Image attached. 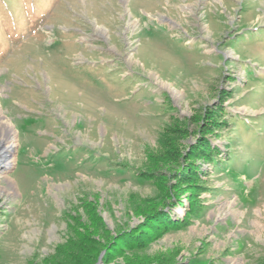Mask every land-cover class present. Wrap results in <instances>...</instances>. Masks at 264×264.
<instances>
[{"label":"rangeland","instance_id":"1","mask_svg":"<svg viewBox=\"0 0 264 264\" xmlns=\"http://www.w3.org/2000/svg\"><path fill=\"white\" fill-rule=\"evenodd\" d=\"M0 113V264H46L85 229L92 264H264V0H0ZM195 194L186 226L107 255Z\"/></svg>","mask_w":264,"mask_h":264},{"label":"trees","instance_id":"2","mask_svg":"<svg viewBox=\"0 0 264 264\" xmlns=\"http://www.w3.org/2000/svg\"><path fill=\"white\" fill-rule=\"evenodd\" d=\"M178 129L176 128H170V130L168 131H175L177 132ZM180 130V129H179ZM167 135V134H166ZM171 136L168 135V141L175 145L176 141L172 139H169ZM165 138H167V136H165ZM200 143H198V148H192V152L195 153V149L198 150L200 149L202 152L208 147L210 146V143L207 144L204 142V140L202 139L201 141H199ZM207 150V149H206ZM208 152L210 153L209 155H204V154H200V156L205 157L204 161H208V162H212L215 163L216 159L214 157V153L215 149H211L209 148ZM191 153V154H193ZM208 154V153H207ZM196 156V155H195ZM177 157L172 155L170 159H168V161H164L161 163H157L159 159H156L154 163L158 164L159 166L165 165V171L168 173L169 170H173V168L177 165ZM189 166V171L188 172V176H184L187 182V180H199L198 175V167L197 165H188ZM215 167L216 169L220 168L219 164H216ZM156 173H159L157 171L154 172H140V177L144 178L146 180H153L155 179ZM163 176V175H162ZM179 176V175H178ZM188 178V179H187ZM188 185V184H187ZM196 187L199 188L200 185H197L196 183L194 184ZM204 187L203 185L200 186V188ZM190 192H193L190 190ZM197 196L196 194L194 196H191L188 200V205L190 206V208L188 209L187 213L185 214L184 218H177V219H172L171 215H170V209L167 208V210H165V208L167 206L170 205V203H164L162 204L157 210H152L151 212H148L144 215V220L141 223L142 225L139 226L137 229H129V231H127L126 233H120L118 234L116 237V239L114 240V245L112 244L111 247L109 245V248L107 250V252H110L107 255H110L112 252H115V250H117V253H122L124 251L125 248H143L147 245L148 242H150L151 240L155 239L156 237H158V235H160L163 232L169 231L171 229H177V228H182L184 226H186L189 221L190 218L193 217V215H197L198 212H200V207L198 205L195 206L196 200H197ZM93 220L95 222L99 221L98 217L95 213H93ZM93 232H90V230L85 229L84 231L82 230L81 233H77L76 235L73 234V238L70 240L69 242H66L65 244L61 245L57 252L58 255L48 259L45 263L46 264H61L60 262V256H66L68 259H70V264H92L94 263V260H96V258H94V253L90 254V250L87 251V247H83L85 245H81V247L79 246L78 248L76 247V245L74 247L71 246V244L73 245L74 242L78 243V238L81 237L85 238L86 242L89 243H93ZM77 240V241H76ZM121 245V247H119L118 249L117 246ZM93 245L89 246L88 248H91ZM95 246H98L97 244H95ZM97 248V247H96ZM115 248V250H114ZM106 252V253H107ZM115 254V253H114ZM58 256V257H57ZM87 257L88 261H86L85 259L82 260L83 257ZM113 256V255H110ZM115 256V255H114ZM63 257V258H64ZM107 257V256H106ZM105 257V258H106ZM81 259V260H80ZM86 261V262H85ZM159 264H166L163 262H158ZM127 264H133V263H127ZM134 264H151V262L148 261H143V260H137L134 262Z\"/></svg>","mask_w":264,"mask_h":264},{"label":"bare ground","instance_id":"3","mask_svg":"<svg viewBox=\"0 0 264 264\" xmlns=\"http://www.w3.org/2000/svg\"><path fill=\"white\" fill-rule=\"evenodd\" d=\"M2 118L0 113V170H5L14 161L12 151L15 147V132L11 124L8 121H3ZM8 183L10 186L11 183ZM9 194H13V192H9Z\"/></svg>","mask_w":264,"mask_h":264}]
</instances>
